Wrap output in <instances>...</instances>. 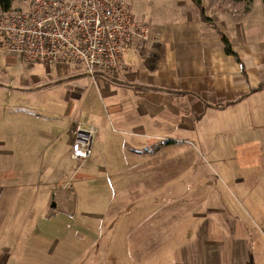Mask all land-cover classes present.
I'll return each mask as SVG.
<instances>
[{"label":"crops","instance_id":"0c3cea01","mask_svg":"<svg viewBox=\"0 0 264 264\" xmlns=\"http://www.w3.org/2000/svg\"><path fill=\"white\" fill-rule=\"evenodd\" d=\"M201 1L211 22L186 0L179 14L151 21L158 45L127 50V71L118 75L93 78L52 64L45 76H28L33 66L0 50V122L19 124L27 111L38 121L52 118L47 96L57 89L79 100V117L69 115L63 128L69 141L80 123L98 128L96 151L80 166L95 157L94 181L106 188L116 180L121 190L101 212L83 213L101 225L98 232L89 224L85 234L77 232L89 241L91 264H195L191 260L207 253L209 264H218V254L234 251L239 239L249 247L248 234L208 239L204 232L209 226L219 230L218 210L229 215L226 204L218 207L216 171L235 191L247 194L245 185L259 189L260 183L264 190V0ZM222 36L237 57L226 53ZM39 94L42 100L29 101ZM204 189L209 203H200ZM238 219L230 214L223 224L236 226Z\"/></svg>","mask_w":264,"mask_h":264},{"label":"rangeland","instance_id":"374dc122","mask_svg":"<svg viewBox=\"0 0 264 264\" xmlns=\"http://www.w3.org/2000/svg\"><path fill=\"white\" fill-rule=\"evenodd\" d=\"M126 1L138 22L145 25H150L152 20L170 14H179L186 2V0ZM23 4L26 2L19 0L16 6ZM48 66L27 67L28 76H32L35 71L45 76L46 68L50 67ZM29 68L31 70H28ZM56 90L47 96V99L51 98L53 101V109L50 111L52 118L48 116L45 120L38 121L37 117L27 111L28 113L22 115L24 117L18 121L19 124L15 123L17 120L14 119L0 122V264H91L86 256L89 241L78 236L77 232L85 234L89 228L87 224L98 232L101 225L97 219L96 221L87 219L83 213L101 212L107 203L109 205L110 201L111 204L114 202L116 192L121 190L119 181H113L114 185L106 188L94 181L97 175L95 157L88 164L81 166L82 161L71 159L75 142L73 136L69 141L70 136L63 128L69 115H73L74 119L79 117L77 111L79 100L71 98L72 93H68V90L64 92ZM59 94L71 98V101L67 102L66 98L60 99L57 96ZM36 98L42 100V95L29 96V101ZM83 100L85 103L86 100ZM9 102L10 99L7 105L2 106L4 116L11 105ZM69 102L72 103L70 108L67 107ZM70 109L72 110L69 111ZM96 141L97 139L94 141L93 151H96L98 146ZM261 163L264 165L263 160ZM214 179L223 195L216 196L219 209L226 204L229 215L235 219L240 217L241 220L238 219L239 223L236 226H225L223 221L229 215L226 209L218 210L216 215L219 219V230L209 226L205 229L204 236L209 239L212 235V238L217 239L234 233L237 238L247 234L251 237V241L247 242L250 256H247L245 250V240L239 239L234 251V248L224 249L218 254L221 256L220 259L214 260L220 261L218 264H264V252L261 251L264 248V190L261 183L259 189L245 185L244 187L249 189L246 194L231 188L223 181V175L217 171ZM205 192L207 189L202 190L198 196L201 197L200 203L204 201L209 203L210 195L206 196ZM214 199L215 195L212 194L210 201ZM70 200L74 205L68 204ZM76 209L78 215L73 217L67 215ZM212 213L215 214L214 211ZM214 218L213 216L212 219ZM106 222L110 228L115 220ZM225 244L232 243L226 242L221 246ZM207 255L208 253L191 261L195 264H209L212 261L208 262ZM102 258L101 255L97 257L98 263L102 262Z\"/></svg>","mask_w":264,"mask_h":264},{"label":"built area","instance_id":"2783aa9c","mask_svg":"<svg viewBox=\"0 0 264 264\" xmlns=\"http://www.w3.org/2000/svg\"><path fill=\"white\" fill-rule=\"evenodd\" d=\"M0 11V50L28 66L69 65L90 77L127 71L125 52L158 45L150 25L139 23L126 0H28ZM96 126L76 127L72 157L93 156Z\"/></svg>","mask_w":264,"mask_h":264},{"label":"trees","instance_id":"16d2710c","mask_svg":"<svg viewBox=\"0 0 264 264\" xmlns=\"http://www.w3.org/2000/svg\"><path fill=\"white\" fill-rule=\"evenodd\" d=\"M18 1L19 0H0V11L5 13L7 11L12 10L16 6V3H18ZM21 1H28V0H21ZM233 1L243 2L247 5H249L254 0H233ZM193 2L199 8V11L201 12L203 19L206 20L207 22H211V20L209 18H207L205 15V11L202 8V1L201 0H193ZM222 39L224 40V43L226 46V53H228L231 56L235 55L237 57V54L232 51V48H231V45H230V42L228 41V39H226L224 36H222Z\"/></svg>","mask_w":264,"mask_h":264}]
</instances>
